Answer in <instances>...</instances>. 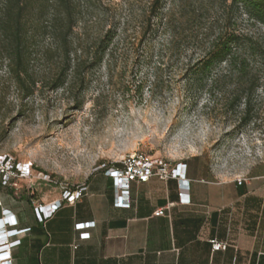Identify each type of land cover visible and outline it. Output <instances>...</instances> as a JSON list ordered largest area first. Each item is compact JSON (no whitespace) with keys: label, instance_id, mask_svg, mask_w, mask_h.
<instances>
[{"label":"rangeland","instance_id":"obj_1","mask_svg":"<svg viewBox=\"0 0 264 264\" xmlns=\"http://www.w3.org/2000/svg\"><path fill=\"white\" fill-rule=\"evenodd\" d=\"M152 3L73 0L70 64L55 89L65 65L57 40L41 29L32 36L22 89L0 37V158L72 186L135 150L170 161L204 157L236 179L264 160V64L256 63L245 119L243 105H225L246 88L222 76L225 64L194 74L225 32L247 34L264 47V25L231 0H161L155 12ZM52 15V9L45 15L48 24ZM101 40L109 45L100 54Z\"/></svg>","mask_w":264,"mask_h":264},{"label":"crops","instance_id":"obj_2","mask_svg":"<svg viewBox=\"0 0 264 264\" xmlns=\"http://www.w3.org/2000/svg\"><path fill=\"white\" fill-rule=\"evenodd\" d=\"M180 162L184 181L134 182L129 207L114 204L109 177L92 173L82 197L43 222L35 206L59 200V186L45 190L36 177L0 186V217L6 209L24 230L9 264H264V160L240 183L204 157ZM212 239L225 249L212 250Z\"/></svg>","mask_w":264,"mask_h":264},{"label":"trees","instance_id":"obj_3","mask_svg":"<svg viewBox=\"0 0 264 264\" xmlns=\"http://www.w3.org/2000/svg\"><path fill=\"white\" fill-rule=\"evenodd\" d=\"M231 1L240 3L249 19L264 25V0ZM160 6L161 0H153L154 12ZM73 7V0H0V37L6 42L5 58L9 71L20 88H26V82L30 77L27 68V48L38 29L59 42L62 63L65 65L60 67L53 79L52 88H58L64 83L67 66L70 64V52L65 47L69 31L74 25ZM51 9L53 21L48 24L45 15ZM40 19L42 21L39 27L34 21ZM59 22H63V25ZM104 42V40L99 42L100 54L109 45V40ZM217 63L225 64L222 71L224 78L238 86H246L243 91L235 90L233 97L225 104L227 108L243 105L242 118L245 119L251 112V90L258 82L256 63L264 64V47L247 34L225 32L212 42L206 56L195 67L194 74H206Z\"/></svg>","mask_w":264,"mask_h":264},{"label":"built area","instance_id":"obj_4","mask_svg":"<svg viewBox=\"0 0 264 264\" xmlns=\"http://www.w3.org/2000/svg\"><path fill=\"white\" fill-rule=\"evenodd\" d=\"M185 166L180 161H170L141 150H135L123 155L116 163H111L107 166L102 164L97 169H102L104 175L112 180L115 194L114 204L118 207H129L131 202L129 191L132 183H144L152 177H157L164 181L168 179L184 181ZM32 177L57 185L62 190L59 200L48 204L38 203L35 206L36 216L40 222L52 217L54 212L64 203L73 205L86 191L84 184L72 186L58 182L49 175L34 174L29 163H15L14 160L6 156L0 158V186L17 190L19 188L17 180L30 179ZM242 180L237 179L239 183ZM179 195L181 196L182 193ZM164 213V207L154 211L155 216H162ZM16 224L15 217L9 214L6 209H2V217H0V264H9L11 249L20 243L19 239H12L21 231H24L14 228ZM85 225L88 226V223ZM210 243L212 250L225 249L226 247V244L215 239H212Z\"/></svg>","mask_w":264,"mask_h":264}]
</instances>
